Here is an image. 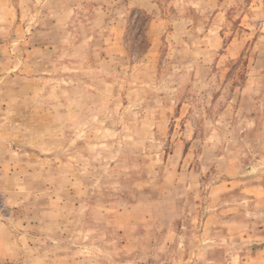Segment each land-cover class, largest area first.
<instances>
[{
    "label": "rangeland",
    "instance_id": "obj_1",
    "mask_svg": "<svg viewBox=\"0 0 264 264\" xmlns=\"http://www.w3.org/2000/svg\"><path fill=\"white\" fill-rule=\"evenodd\" d=\"M0 264H264V0H0Z\"/></svg>",
    "mask_w": 264,
    "mask_h": 264
}]
</instances>
